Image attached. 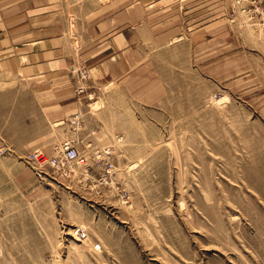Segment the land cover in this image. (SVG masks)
I'll use <instances>...</instances> for the list:
<instances>
[{
	"label": "rangeland",
	"instance_id": "obj_1",
	"mask_svg": "<svg viewBox=\"0 0 264 264\" xmlns=\"http://www.w3.org/2000/svg\"><path fill=\"white\" fill-rule=\"evenodd\" d=\"M237 1L0 0V264H264V23ZM37 28L59 59L26 68ZM66 140L85 165L27 160Z\"/></svg>",
	"mask_w": 264,
	"mask_h": 264
},
{
	"label": "crops",
	"instance_id": "obj_2",
	"mask_svg": "<svg viewBox=\"0 0 264 264\" xmlns=\"http://www.w3.org/2000/svg\"><path fill=\"white\" fill-rule=\"evenodd\" d=\"M45 31L37 28L33 36L27 41V44L21 46V52L18 58L27 62L26 68H33L40 65H51L59 59L60 54V39L57 36H45ZM48 75L44 74L45 78L52 77L53 72L47 71ZM33 77L29 75L28 78Z\"/></svg>",
	"mask_w": 264,
	"mask_h": 264
},
{
	"label": "built area",
	"instance_id": "obj_3",
	"mask_svg": "<svg viewBox=\"0 0 264 264\" xmlns=\"http://www.w3.org/2000/svg\"><path fill=\"white\" fill-rule=\"evenodd\" d=\"M254 5V11L260 15V19L264 23V7L258 4L257 0H250ZM237 4L240 3L238 0ZM88 76L86 70L79 72L80 81H85ZM78 120L76 117L75 122ZM29 162L40 167L49 166L51 168H62L64 163H73L74 165L83 166L86 164V156L80 154L73 145V140L64 141L59 148L56 149V155L49 156L41 149L31 152L27 158Z\"/></svg>",
	"mask_w": 264,
	"mask_h": 264
}]
</instances>
